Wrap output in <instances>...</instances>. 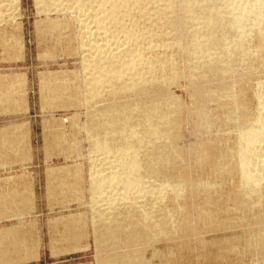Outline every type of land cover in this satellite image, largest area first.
Instances as JSON below:
<instances>
[{
    "label": "bare ground",
    "instance_id": "bare-ground-1",
    "mask_svg": "<svg viewBox=\"0 0 264 264\" xmlns=\"http://www.w3.org/2000/svg\"><path fill=\"white\" fill-rule=\"evenodd\" d=\"M59 1L53 3L62 12L78 14L82 25L77 49L84 65L80 84L85 91L78 88L79 95L73 97L89 109V155L95 157L90 172L91 207L96 214L92 223L99 249L103 247L106 253L100 264H163L154 247L162 238L188 231L193 218L207 230L222 227L210 195L220 186L202 177L184 180V169L174 166L185 163V154L195 155V164L211 168L216 178L240 179L236 190L244 196L240 201L236 199L241 194L236 196L232 208L242 217L249 212L256 216L251 223L240 216L238 221L228 220L230 235L225 245L235 251L241 235L249 231L247 247L263 253L264 96H259L258 108L252 113L246 92H236L247 85L249 76L237 79L236 75L241 74L238 70L251 69L250 59L256 64L264 53V0ZM50 5L44 7L50 10L57 4ZM252 41L259 42L255 53L248 50ZM169 50L175 54H167ZM181 60L185 65L179 69ZM182 80L187 81L192 96L190 107L171 91ZM7 83L11 81L0 77V84ZM4 97L10 100L1 92L0 101ZM183 113L194 119L191 131L195 136L223 134L231 128L236 139L229 144L219 136L217 140L197 138L183 146ZM168 168L173 170L170 174ZM189 192L205 196L192 212L185 208L186 203L181 206ZM254 225L257 230H250ZM234 229L240 232L234 234ZM10 232L0 234V259L8 251V245L1 244ZM120 248H127L126 254L118 255Z\"/></svg>",
    "mask_w": 264,
    "mask_h": 264
},
{
    "label": "rangeland",
    "instance_id": "rangeland-1",
    "mask_svg": "<svg viewBox=\"0 0 264 264\" xmlns=\"http://www.w3.org/2000/svg\"><path fill=\"white\" fill-rule=\"evenodd\" d=\"M48 1L50 0H17L15 3V0H0V77L9 79L11 83L7 85L12 86L0 84V93L13 96L9 101H6V97L0 101V234L11 231L2 241L1 246L7 244L9 248L0 259V264H100L106 253L102 250L103 247L99 249L97 228L95 222L92 223L96 214L91 207L90 177L95 157L90 156L91 141L86 129L90 124L89 109L85 102L74 100L79 95L78 88L85 89L80 84L84 65L80 50L77 49L81 42L78 33L81 32L82 25L75 12L76 15H72L68 13L70 11L59 10V0V4L53 3L54 0ZM45 3L52 7L57 4L58 9L55 6L48 10L44 7ZM149 26L147 22V27ZM258 45L259 42L252 41L249 52L258 51ZM69 46L73 49L68 48ZM169 52L170 50L167 54ZM174 54L172 51L171 56ZM260 56L256 64L250 59L251 65L254 64L253 70L250 65L251 69L248 68L247 72L241 69L238 70L241 74L236 75L237 79L245 74L247 79L249 76L248 86L242 89L238 87L236 92H246L244 98L246 102L249 101L248 107H253H249L252 113L258 108L259 96H264V53ZM182 62L181 60L178 65L179 69L184 68ZM56 74L60 79L55 77ZM180 83L173 86L171 91L181 99V104L190 107L192 96L188 83L184 80ZM67 88L70 90L67 91ZM184 115L185 113L182 116V132L186 136L183 146L194 143L197 138L217 140L219 136L218 139L229 140V144L230 140L232 143L236 139L231 128L226 129L223 134H209L211 138L206 135L196 137L191 131L194 119ZM190 157V154H185V163L177 162L174 168L184 169L182 177L187 182L202 177L220 187L224 183L222 188L219 187L210 194L213 202L216 201L217 208L214 206V210L220 213L218 217L223 224L221 223L220 228L207 230L204 225L197 226L199 223L193 218L188 223V231L177 233L170 239L159 240L154 247L159 251L157 256L163 264H263L264 252H254L247 247L249 231L241 235L242 246L239 245L235 251L226 248L225 239L230 235L228 220H240V213L233 209L236 200L240 201L244 196L236 190L240 179L237 176L226 180L216 178L210 171L211 168L201 169L195 164V155ZM172 171L171 168L167 169L168 174ZM187 195L188 200L186 198L181 206L187 204L185 208L189 207L187 210L190 212L205 200L203 195L194 196L191 192ZM236 196L240 198L236 199ZM249 213L240 216L242 220H249L247 223H251L256 216L255 212ZM250 230L257 228L254 225ZM237 232L240 231H232L234 234ZM208 241L210 244H205ZM126 252L127 248H120L117 253L121 256Z\"/></svg>",
    "mask_w": 264,
    "mask_h": 264
}]
</instances>
